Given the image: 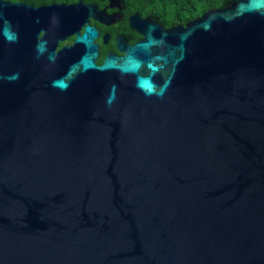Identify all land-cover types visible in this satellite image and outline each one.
Segmentation results:
<instances>
[{
  "label": "water",
  "instance_id": "water-1",
  "mask_svg": "<svg viewBox=\"0 0 264 264\" xmlns=\"http://www.w3.org/2000/svg\"><path fill=\"white\" fill-rule=\"evenodd\" d=\"M105 9L0 0V264H264V0Z\"/></svg>",
  "mask_w": 264,
  "mask_h": 264
},
{
  "label": "flooded vegetation",
  "instance_id": "flooded-vegetation-1",
  "mask_svg": "<svg viewBox=\"0 0 264 264\" xmlns=\"http://www.w3.org/2000/svg\"><path fill=\"white\" fill-rule=\"evenodd\" d=\"M11 4H17V3H23L26 5L31 6L32 8H40L55 4L60 5H73L77 4L79 1H81L83 4L86 5H95L97 7L98 11H102L105 9V13L109 16L113 14H118V18L113 21L110 24H104L100 21L94 19L93 17L87 18V23H84V25L80 28L79 33L81 34L83 32V29L88 25L90 27H93L97 30L98 36L92 40L94 44L98 46L97 51V58L95 60V64L97 66L101 65L104 58L107 56L108 53H113L116 57H122L124 55V52H120L116 46V37L120 36L122 37L128 45H134L136 42L141 40L143 36L134 30L130 24L129 17L133 14H138V17L140 19L147 18L148 20L156 23L161 24L163 30H168L174 26H164L160 21L155 20L153 18L147 17V16H141L138 12L132 11L129 5L126 3L125 0H118L119 1V7H108L110 5L109 0H92V1H82L79 0L74 3H70L69 1H61L56 2L54 0H2ZM6 23V21H4ZM43 36V31H40L37 35V41ZM75 40V34L70 35L64 40L57 41V45L54 50V54L58 53L60 50H62L64 47H71Z\"/></svg>",
  "mask_w": 264,
  "mask_h": 264
},
{
  "label": "trees",
  "instance_id": "trees-1",
  "mask_svg": "<svg viewBox=\"0 0 264 264\" xmlns=\"http://www.w3.org/2000/svg\"><path fill=\"white\" fill-rule=\"evenodd\" d=\"M56 2L79 0H54ZM92 1V0H82ZM132 11L160 21L164 26L185 25L204 12L222 8L228 0H125Z\"/></svg>",
  "mask_w": 264,
  "mask_h": 264
}]
</instances>
